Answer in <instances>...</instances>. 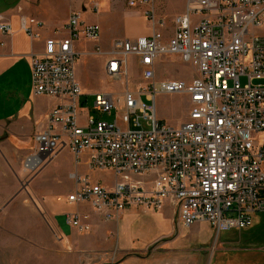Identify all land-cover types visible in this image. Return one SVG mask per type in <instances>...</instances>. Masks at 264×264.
<instances>
[{
  "label": "built area",
  "instance_id": "obj_1",
  "mask_svg": "<svg viewBox=\"0 0 264 264\" xmlns=\"http://www.w3.org/2000/svg\"><path fill=\"white\" fill-rule=\"evenodd\" d=\"M127 2L147 7L142 15L150 36L113 41L104 52L99 25L72 12L65 36L47 39L40 56L31 59L34 95L59 102L47 127L34 136L23 171L36 175L64 148L77 167L87 152L88 170L110 171L116 182L106 188L89 174L72 173L66 199L71 205H89L111 221L131 208L157 212L169 204L186 229L203 222L216 234L247 229L264 212V145L255 139L264 132V0H185L169 38L154 0ZM99 11V3L89 9ZM19 20L24 34L38 38L34 29L42 28L40 21ZM9 30L0 22V32ZM170 55L190 64L197 78L155 82L156 64ZM83 56L102 57L106 78L123 83L120 95H93L94 109L114 114L113 123L89 115L80 119L83 90L75 67ZM130 57L141 70L143 88L130 87ZM158 94L184 98L189 107L182 124L169 126L156 117ZM63 220L79 234L91 231L80 212L65 213Z\"/></svg>",
  "mask_w": 264,
  "mask_h": 264
},
{
  "label": "crops",
  "instance_id": "obj_2",
  "mask_svg": "<svg viewBox=\"0 0 264 264\" xmlns=\"http://www.w3.org/2000/svg\"><path fill=\"white\" fill-rule=\"evenodd\" d=\"M127 1L0 0V22L8 24L10 29L8 34L0 32V157L2 150L8 156L16 152L17 155L23 154L25 157L26 151L33 146L34 136L47 127V116L59 100L34 95L30 77L31 59L40 56L47 39L65 36L62 29L72 12H83L84 15L90 13L89 9L93 3H99L100 11L97 14L101 12V6L105 7V12L101 14L99 24L97 23L99 27L108 18L121 19L127 35L124 39H112L109 46L116 40L151 35L150 23L142 15L147 7H130ZM154 2L157 16L165 19L172 17V35L173 18L183 13L185 0ZM21 16L42 23V28L34 29L38 38H30L20 30ZM100 32L101 41L104 39L101 27ZM261 34L264 35V29ZM167 35V38L171 36ZM103 63L104 61L101 64V72ZM81 90L91 92L83 87ZM99 92L105 91H95ZM81 117L80 114V119ZM255 139L258 145H264V132L259 133ZM86 157L87 152L82 155L80 164L76 167L73 156L64 148L47 167H51V171L89 174L96 180L93 176L96 172L91 173L86 166ZM15 167L11 168L12 170L9 167L6 169L0 158V200L5 198V193L1 191L7 189L6 195H9L14 188L15 176L19 174L18 168ZM42 172L36 177L41 174L43 179ZM60 197L62 196L58 195L55 198L58 200ZM56 203L55 213L49 208L46 210L50 220L62 231L58 225L59 219L63 220L65 213L80 212L83 206L71 205L66 200L64 203L60 200ZM85 207L87 211L84 215L87 216L92 231L83 236L67 226L65 233L70 234L68 239H72L73 243L75 241L83 245L82 248L90 249L88 261L93 264H162L163 257H166L170 264H213L219 252L235 254L230 260L223 262L225 264H264V212L255 214L252 225L247 229H232V233L221 235L222 232L216 234L204 222L196 223L188 229L184 228L175 209L169 204L157 212L131 208L111 221H106L94 213L89 205ZM210 247H214L211 259L208 256ZM223 263L218 261V264Z\"/></svg>",
  "mask_w": 264,
  "mask_h": 264
},
{
  "label": "rangeland",
  "instance_id": "obj_3",
  "mask_svg": "<svg viewBox=\"0 0 264 264\" xmlns=\"http://www.w3.org/2000/svg\"><path fill=\"white\" fill-rule=\"evenodd\" d=\"M104 12L105 7L101 6L99 14L86 13L82 17L87 23L97 25L101 14ZM171 20L172 17L165 19L166 25L162 29L165 35L168 34L167 36L171 35ZM100 27L104 33V39L100 41V46L104 52L111 49L109 44L112 39H124L127 35L124 31V22L119 18H108ZM79 48L83 49L85 47L80 46ZM86 48H90V45H87ZM102 62L100 56H83L77 60L75 73L78 82L81 87L91 90V92L83 91L80 104L82 121L88 115L96 120L101 119L106 123H113L115 120L114 114H100L94 109L93 95L96 94L95 91L104 90L106 93L117 95L124 91L123 83L112 82L101 72ZM154 70L156 74L155 82L171 80L189 82L197 78L194 68L190 64L183 63L177 55L161 57ZM128 74L130 87L135 89L145 86L144 81L141 79V70L137 61L131 57L128 58ZM154 103L156 117L165 124L177 126L186 120L189 105L182 96L158 94ZM29 149L31 150V148ZM29 149L26 154H28ZM1 152L2 156L0 158L4 167L14 169L16 166L15 168H18L19 174L15 176L16 179L14 188L10 191L11 194L6 195L7 189L1 191L5 193V198L0 200V264H93L88 261V257L91 255L90 249L82 248L83 245L81 246L75 241L73 243L72 239H68L70 234L65 233L67 229L65 221L59 219L58 222V225L64 231L62 232L50 220V215L47 213L48 208L55 213L57 210L56 202L60 200L61 203H64L72 193L71 186H74V180L71 175L73 172L70 174L62 170L51 171V167H47L48 164L43 167L44 170L40 171H43V179L41 174L36 177L40 172L30 176L22 169L23 154L17 155L16 152H13L11 156H8L3 150ZM93 176L105 187H110L116 182V177L110 171L96 172ZM58 195L62 197L56 200L55 197ZM79 211L85 214L87 207L83 205ZM232 231L234 230L222 232L221 235L232 233ZM84 238L87 239L88 237ZM213 250L214 247H210L209 259H211ZM219 253L218 256H215L213 264H218V261L223 263L235 255L229 252ZM161 261H163L162 264H170L166 257H163Z\"/></svg>",
  "mask_w": 264,
  "mask_h": 264
},
{
  "label": "flooded vegetation",
  "instance_id": "obj_4",
  "mask_svg": "<svg viewBox=\"0 0 264 264\" xmlns=\"http://www.w3.org/2000/svg\"><path fill=\"white\" fill-rule=\"evenodd\" d=\"M117 264V263H116Z\"/></svg>",
  "mask_w": 264,
  "mask_h": 264
}]
</instances>
